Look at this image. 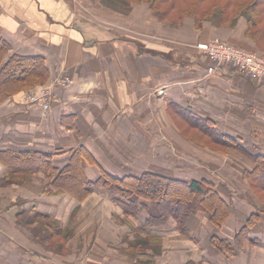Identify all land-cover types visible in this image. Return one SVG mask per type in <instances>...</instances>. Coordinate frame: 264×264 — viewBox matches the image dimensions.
Instances as JSON below:
<instances>
[{
    "label": "crops",
    "instance_id": "obj_1",
    "mask_svg": "<svg viewBox=\"0 0 264 264\" xmlns=\"http://www.w3.org/2000/svg\"><path fill=\"white\" fill-rule=\"evenodd\" d=\"M246 31L244 16L231 26H222L216 19L197 25L186 17L169 27L144 2L121 3L120 7L104 0H0V38L9 45L2 62L14 54L38 56L49 73L47 83L38 86L56 77L72 81L54 87L48 112L25 99L36 87L0 100V180L10 173L2 160L8 159L7 153H49L54 166L61 168L69 151L78 147L90 159L82 163L88 180H97L101 170L121 176V150L116 149L121 139L131 155L140 153L136 139L158 136L157 123L182 121L183 116L210 121L221 134L239 138L264 154V81L249 78L231 65L208 74L211 62L197 48L218 37L263 55ZM182 140L183 147L198 148ZM135 164L133 169L143 170L140 162ZM34 176L41 185L39 200L48 196L65 201L52 212L39 210L37 214L69 229L73 237L85 232L86 250L103 251L99 264H174L167 255L185 260L195 250L197 258L192 260L196 264H264V258L256 261L253 252L225 259L206 245L189 244L171 219L164 228L145 226L147 211L154 212L148 203L136 215H126L120 204L100 190L79 202L51 188L42 172L34 173L29 184ZM6 220L0 234L9 241L1 243L5 248L0 244V258H5L3 253L6 256L0 264H61L50 250L45 253L52 248L51 241L42 243L14 220ZM174 235L183 237L185 245L175 244ZM250 247L264 253V244ZM10 250L15 256L8 254Z\"/></svg>",
    "mask_w": 264,
    "mask_h": 264
},
{
    "label": "trees",
    "instance_id": "obj_2",
    "mask_svg": "<svg viewBox=\"0 0 264 264\" xmlns=\"http://www.w3.org/2000/svg\"><path fill=\"white\" fill-rule=\"evenodd\" d=\"M125 3L146 2L151 12L166 25L176 26L190 17L198 25L202 20L216 19L222 26H231L239 16L247 20V37L260 48L264 56V0H124ZM9 45L0 38V100L17 92L32 89L47 83L48 70L44 59L38 56L14 54L5 62L3 57ZM181 123L192 130L186 140L204 148L209 143L222 154L233 149L241 153L251 166L242 172L252 196L258 202V208L241 220L240 227L232 236L222 231L229 219L231 204L221 194L217 185L205 178L184 180L157 172L144 170L139 173H127L112 176L101 170L97 180H88L83 173V160H90L86 150L78 147L69 151L66 164L54 166L52 155L36 151L7 153L2 159L10 168L5 182L20 184L25 176L42 172L51 188L57 192L69 194L77 201L84 200L93 190H100L116 201L126 215H136L145 204L153 205L154 212L149 213L145 226L164 228L169 219L175 222V228L186 234L194 224L205 221L213 229L207 238V246L221 256H237L253 243L250 230H254L264 221V154L250 150L242 145L239 138L221 134L210 121L188 119L183 116ZM1 158V157H0ZM44 220L34 235L42 243L66 242L61 227L46 215H37ZM31 224V222H30ZM46 234L45 236L43 234ZM48 239H47V238ZM56 237V238H55ZM183 264H196L187 259Z\"/></svg>",
    "mask_w": 264,
    "mask_h": 264
},
{
    "label": "rangeland",
    "instance_id": "obj_3",
    "mask_svg": "<svg viewBox=\"0 0 264 264\" xmlns=\"http://www.w3.org/2000/svg\"><path fill=\"white\" fill-rule=\"evenodd\" d=\"M104 1L117 6L120 5V7L121 3H125L124 0ZM166 26L176 27L177 25ZM207 60L205 63H208ZM157 129L158 136L152 134L151 136H143L139 139H136L137 143L141 146L138 148L141 150L140 153L131 155L129 152H127L129 151V148L128 146L126 147L125 142L122 139L121 144L117 143L116 149L121 150V176L127 173H139L144 170H148L178 179L200 180L205 178L211 182H214L224 198L227 199V201H229L231 204L233 216L230 220V223L225 226L222 231L224 233H228L229 236H232L234 232L240 227L241 220L244 219L246 215H249L258 208L257 200L252 196L247 183L243 181L241 177L242 172L245 169L250 168L251 163L241 153L234 151L233 149L229 150L227 154H222L214 150L212 145L209 143H206L205 145L207 146L204 148H200L199 146L195 145L198 148L193 150L192 148L183 147L184 143L182 142V139L184 138L186 140L185 136H190L192 130L188 128L186 124L181 123L180 120L168 123L159 122L157 123ZM242 145L250 150H254L253 147L247 145L246 143H242ZM139 162L141 164V169L143 170L133 169V167H137L135 163ZM33 174L26 175V179L24 181L25 183L22 182L20 184H9L5 182V179L0 180L1 229H6V219H9L11 222L14 220V223H16L17 226L27 229V232L36 234V232L39 231L38 229H43L41 223L44 221L39 218L36 221L35 216L39 215L37 212H39V210L52 212L56 206H62V204H65V201H61L59 197L49 200L47 196L44 199L45 201L43 199L39 200V196L41 195L39 194L38 189L41 185H37L39 183L37 176H34V180L32 179L34 181L33 184H29V178L33 176ZM50 195H53V193H50ZM29 209L34 210V212L21 214V212L27 211ZM148 212L152 213L151 209ZM203 222L204 221L202 220L197 224H194L192 227H190L187 233L184 234L187 235L189 244L193 243L207 246V238L209 237V234L213 232V229L206 222ZM56 225L61 227L58 223ZM77 225L78 224H76V226ZM85 227L86 225L82 228ZM92 228L93 227H91V229ZM61 230V234H63L64 237L68 236L66 242L63 243L61 241L59 243L52 244V248L46 249L45 253L48 254V251L50 250V254L52 253V255L60 258L58 260L61 261V264H99L102 259L103 251L86 250L87 245H85L83 241L85 240V232L80 231L78 234H76L77 237H73V235H71L69 232V229L61 228ZM249 232L250 239L255 242L251 245L254 246L256 244H264V221L254 230H250ZM43 235L45 236L46 234ZM2 236L0 234V244H4L5 240L9 241V238L5 237V239H3ZM182 238L180 239V236L174 235L173 241L175 244L180 242L185 245L186 241L182 240ZM187 239L185 238V240ZM48 245L50 244L48 243ZM3 247L5 248L4 245ZM70 248H72V250ZM12 249L17 251L20 250V248L18 250L16 247H12ZM14 250H10L8 254L15 256L13 252ZM3 251L6 252L5 250ZM153 251L158 253L159 249L155 248ZM132 252L134 255L136 254V251L133 250ZM246 252H253V256L256 261H260L264 258L263 252H259L256 249L252 251L250 246L244 251L240 252L237 256L219 255L218 257L225 259H239L243 257V253ZM254 252L256 254H254ZM2 255V257L5 258H0V260L2 259L3 261H6L5 254L3 253ZM167 257L173 258L174 264H178L180 261L181 264H183V261H186L189 258H197V250H195V253H190L189 256L185 257V260H182L180 255L177 254L167 255Z\"/></svg>",
    "mask_w": 264,
    "mask_h": 264
},
{
    "label": "built area",
    "instance_id": "obj_4",
    "mask_svg": "<svg viewBox=\"0 0 264 264\" xmlns=\"http://www.w3.org/2000/svg\"><path fill=\"white\" fill-rule=\"evenodd\" d=\"M197 48L211 61V65L207 68L208 74H214L222 65H231L249 78L264 81L263 55L249 52L218 37L199 44ZM71 82L67 77H56L50 83L32 89L27 94L26 100L30 105H36L43 112H48L51 109L54 87L67 86Z\"/></svg>",
    "mask_w": 264,
    "mask_h": 264
}]
</instances>
